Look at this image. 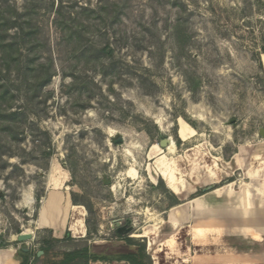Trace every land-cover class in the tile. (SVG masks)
<instances>
[{
    "label": "rangeland",
    "instance_id": "1",
    "mask_svg": "<svg viewBox=\"0 0 264 264\" xmlns=\"http://www.w3.org/2000/svg\"><path fill=\"white\" fill-rule=\"evenodd\" d=\"M263 49L264 0H0V63L11 62L1 105L20 113L17 138L0 147L2 242L20 257L63 238L34 215L57 185L82 206L95 253L126 250L118 235L129 234L146 238L156 264H264V239L229 247L203 236L208 218L264 219ZM181 121L194 129L186 138ZM75 223L65 231L80 239ZM27 230L33 239L17 241Z\"/></svg>",
    "mask_w": 264,
    "mask_h": 264
},
{
    "label": "trees",
    "instance_id": "2",
    "mask_svg": "<svg viewBox=\"0 0 264 264\" xmlns=\"http://www.w3.org/2000/svg\"><path fill=\"white\" fill-rule=\"evenodd\" d=\"M82 10H87V7H80ZM58 13H60V8L56 10ZM10 20L13 17H8ZM17 19V18H16ZM15 19V20H16ZM19 31H24L23 25H19ZM23 40H26V35L22 37ZM29 39L27 34V40ZM264 52V49H263ZM11 55V53L9 54ZM19 69V65L17 63L16 65ZM11 67L10 61H4L3 64L0 63V74L4 72H8ZM28 70L27 68L25 69ZM29 80V79H28ZM42 79H37L36 83L39 84L40 87L46 84L47 80L41 81ZM0 88H2L0 86ZM8 90V86L6 85V88H3L0 92V113H2V117H0V147L2 145H9L10 139H16L19 132V122H18V116L20 113L16 110H8L7 108L2 107V101L6 98V92ZM49 154V153H45ZM8 155H12V153H8ZM207 191L200 192L197 196L204 194ZM38 203L35 206V216L38 215V210L40 208L41 202L39 197ZM72 201L74 204H78L77 200L74 199L72 196ZM181 201L178 198H175L173 201V205L180 204ZM87 236L84 238L76 239L71 236L70 231H66L62 239H49L43 242L41 246V250H43L44 255L42 257L48 258L46 260L45 264H90V261H125L127 264H155L154 258L152 254L148 251L147 246V240L145 237H134L130 236L129 234H120L118 235V239L123 241L126 250H122L119 252H116L114 254H106V253H95L91 250V245L89 243V240L91 239V229L88 227L87 224ZM57 241H64L69 243L68 249L61 253H55V257L50 258L51 252L54 250L55 242ZM2 247H5L6 244L3 243L1 245ZM23 255V262L21 264H27L30 260L31 253L29 251H21ZM34 256L37 257V253L34 254Z\"/></svg>",
    "mask_w": 264,
    "mask_h": 264
},
{
    "label": "crops",
    "instance_id": "3",
    "mask_svg": "<svg viewBox=\"0 0 264 264\" xmlns=\"http://www.w3.org/2000/svg\"><path fill=\"white\" fill-rule=\"evenodd\" d=\"M54 166V164H53ZM50 180V179H49ZM56 189V190H55ZM59 189V190H58ZM65 191L61 187H51L48 189L45 197L41 201L40 208L38 210V215H37V227L38 228H43V227H50V228H56L60 227L61 230L65 234L66 230V225L68 224V220L72 214H75V226L81 227L83 229V234L79 238H84L86 237V228L84 226L83 222V211H82V206H78L72 202V198L70 194H68V191L66 188H64ZM221 188H211L210 191H212L216 196H218ZM257 193H264V190L261 188H258ZM240 199L238 202H236L235 207L238 209L244 210L248 206L243 203L242 198H243V190L241 192ZM204 194H201L199 196H195L192 198V201L194 203L198 202L199 200L202 199ZM229 195V194H228ZM53 196V200L55 203L51 205L49 208H47L46 212H44V207L46 204V201L50 199V197ZM73 205V207H72ZM247 206V207H246ZM262 204L258 203L257 208H261ZM70 208V209H69ZM211 208V206H209ZM81 209V210H80ZM169 218L171 219L170 215ZM261 224L256 228L254 226L249 227L247 224H242V223H237V224H232V221L230 219V224L227 222V220H218V219H213V218H208L206 219V222L208 224V228L204 229L203 236H206L209 241L213 240V243L219 242L222 243L224 246H229L232 244H235L236 246H241L244 242H247L250 238H253L254 240H262L264 239V219H262ZM194 225V224H193ZM71 228V227H69ZM194 229V228H193ZM207 230V231H205ZM56 231V230H55ZM198 233V234H197ZM214 235V236H213ZM196 236L200 237V231H194V234L192 238L194 239ZM4 242H2L3 244ZM90 243V240H89ZM1 244V245H2ZM91 244V243H90ZM34 246V245H33ZM8 247L12 246H5L2 247L0 246V249H7ZM230 247V246H229ZM13 248V247H12ZM14 251H12V259L14 260L13 263L11 264H21L24 260L23 256L17 257L15 256V248H13ZM41 249H38L40 251ZM32 255L30 257V260L27 264H45L44 260H38L35 263L33 259H31L34 256L33 250L29 248L28 250ZM37 256L39 257L40 255ZM44 253V252H43ZM42 253V254H43ZM34 258V257H33ZM155 258V257H153ZM154 262L156 264V261L154 259ZM125 261H90V264H125ZM0 264H4L1 263ZM127 264V263H126Z\"/></svg>",
    "mask_w": 264,
    "mask_h": 264
},
{
    "label": "bare ground",
    "instance_id": "4",
    "mask_svg": "<svg viewBox=\"0 0 264 264\" xmlns=\"http://www.w3.org/2000/svg\"><path fill=\"white\" fill-rule=\"evenodd\" d=\"M192 131H194V129L192 127H190L186 122L181 121V129L179 131V134L181 137L186 138L188 133L190 134ZM166 150L168 151V153L174 152V150H175L174 143L171 142L170 145L166 148ZM162 159H164L163 155L161 156L160 160H162ZM55 170H56V167L53 166L51 178H50V182L52 183V185H55V182L57 180L56 176L54 175ZM159 173L164 178V180L166 181L167 186L173 192L179 193V181H178L175 173L172 171H167L166 168L164 169V167L162 165L160 167ZM56 186L57 185H55L53 187L55 188ZM54 203H55V201L53 200V196H51L50 199L46 201V204L44 207V212H46L47 208H49ZM72 207H73V205H72ZM170 215H172V213ZM12 251H14L12 247H8L7 249H0V262L6 264L10 261H13Z\"/></svg>",
    "mask_w": 264,
    "mask_h": 264
},
{
    "label": "water",
    "instance_id": "5",
    "mask_svg": "<svg viewBox=\"0 0 264 264\" xmlns=\"http://www.w3.org/2000/svg\"><path fill=\"white\" fill-rule=\"evenodd\" d=\"M122 140H123V138L119 137L115 140V142H121ZM171 142L174 143V141L171 138H165L161 141V146L168 147ZM209 189H210V187H207V188H205V191H207ZM33 237L34 236H33V233L31 231H24V232H21L20 234H18L16 236L17 241H19V242H25V241L32 240ZM1 244H2V240L0 239V246H1ZM23 250L28 251L29 248L24 247ZM42 253H43V250L38 251V255H41Z\"/></svg>",
    "mask_w": 264,
    "mask_h": 264
}]
</instances>
